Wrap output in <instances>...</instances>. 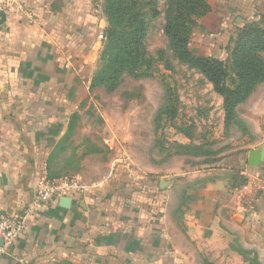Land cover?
Listing matches in <instances>:
<instances>
[{
    "label": "crops",
    "instance_id": "0c3cea01",
    "mask_svg": "<svg viewBox=\"0 0 264 264\" xmlns=\"http://www.w3.org/2000/svg\"><path fill=\"white\" fill-rule=\"evenodd\" d=\"M94 2L22 0L34 22L0 20V220L25 219V231L0 264H264V193L253 203L242 201L227 177L178 187L174 197L161 183L167 201L155 219L146 199L135 197V181L122 179L124 171L113 164L112 179L68 197V208L61 198L32 209L39 180L62 175L53 160L67 131L57 130L68 119L51 112L50 96H23L22 90L70 87L61 74L71 72V53L62 49L86 35ZM233 3L241 9L257 0H214L213 13ZM151 185L143 183L144 192Z\"/></svg>",
    "mask_w": 264,
    "mask_h": 264
},
{
    "label": "rangeland",
    "instance_id": "374dc122",
    "mask_svg": "<svg viewBox=\"0 0 264 264\" xmlns=\"http://www.w3.org/2000/svg\"><path fill=\"white\" fill-rule=\"evenodd\" d=\"M117 1L95 0L86 37L65 42L67 48L62 50L71 53L66 56L71 72L61 75L69 88L22 90L23 96H50L56 103L49 106L51 112L68 119L57 130L59 134L67 129L63 150L55 152L53 160L56 173L62 175L52 179H79L87 190L93 183L112 179L114 164L124 171L119 170L122 179L135 181V197L146 199L155 219L167 201L158 188L161 183L168 184L174 197L178 187L191 190L199 181L227 177L234 181L231 190L235 195L239 190L240 200L256 201L264 191L250 187V176L264 181V162L255 171L247 161L250 151L264 145V83L239 104L235 120L227 121L224 98L200 70L179 62L169 50L163 33L169 5L161 2L153 4L161 15L150 22L145 39L153 59V65L143 70L149 71V77H126L115 92L106 91V84L93 87L95 75L105 66V32L111 15L106 8ZM206 1L209 11L193 19L188 48L195 57H208L229 68L227 85L234 87L238 38L245 27L264 30V0L241 9L233 3V8L215 13L214 0ZM148 182L150 193L143 187ZM143 201L137 200L136 207H142Z\"/></svg>",
    "mask_w": 264,
    "mask_h": 264
},
{
    "label": "trees",
    "instance_id": "16d2710c",
    "mask_svg": "<svg viewBox=\"0 0 264 264\" xmlns=\"http://www.w3.org/2000/svg\"><path fill=\"white\" fill-rule=\"evenodd\" d=\"M161 2L169 5L164 13L163 29L169 50L179 62L200 70L214 91L224 98L227 121L235 120L239 104L247 101L264 83V30L252 26L241 30L234 50L236 81L234 87H229V68L208 57H195L188 48L193 19L209 11L206 0H118L111 4L106 8L111 15L105 32V66L95 75L93 87L106 84V91L115 92L126 77L135 80L149 77V71L143 70L153 65V59L148 55L145 39L150 22L161 15L153 4Z\"/></svg>",
    "mask_w": 264,
    "mask_h": 264
},
{
    "label": "built area",
    "instance_id": "2783aa9c",
    "mask_svg": "<svg viewBox=\"0 0 264 264\" xmlns=\"http://www.w3.org/2000/svg\"><path fill=\"white\" fill-rule=\"evenodd\" d=\"M27 18L35 21L33 14L22 3V0H4L0 9V20L6 22L13 17ZM250 187L254 186L257 192L264 191V181L250 179ZM86 187L79 179L50 180L43 177L39 180L36 194L32 202L33 210H42L57 202L61 198H71L78 193L85 192ZM25 231V219L22 216H5L0 220V258L11 254L19 236Z\"/></svg>",
    "mask_w": 264,
    "mask_h": 264
},
{
    "label": "water",
    "instance_id": "95a60500",
    "mask_svg": "<svg viewBox=\"0 0 264 264\" xmlns=\"http://www.w3.org/2000/svg\"><path fill=\"white\" fill-rule=\"evenodd\" d=\"M248 165L251 167H260L264 162V145L260 150H252L249 152L248 156ZM61 204L64 208H68V205H71V200L67 198H63L61 200Z\"/></svg>",
    "mask_w": 264,
    "mask_h": 264
}]
</instances>
